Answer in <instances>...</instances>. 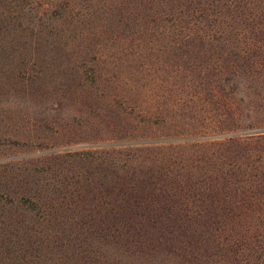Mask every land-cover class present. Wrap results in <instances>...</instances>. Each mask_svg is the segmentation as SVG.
Segmentation results:
<instances>
[{
	"label": "rangeland",
	"instance_id": "1",
	"mask_svg": "<svg viewBox=\"0 0 264 264\" xmlns=\"http://www.w3.org/2000/svg\"><path fill=\"white\" fill-rule=\"evenodd\" d=\"M233 103L264 121V0H0V264H264V138L163 148L150 228L106 224V164L57 156L252 132L219 130Z\"/></svg>",
	"mask_w": 264,
	"mask_h": 264
},
{
	"label": "trees",
	"instance_id": "2",
	"mask_svg": "<svg viewBox=\"0 0 264 264\" xmlns=\"http://www.w3.org/2000/svg\"><path fill=\"white\" fill-rule=\"evenodd\" d=\"M227 105H229V108H231V122L228 125L221 126L219 130H229L243 127L245 130L248 129V131L252 132L246 133L245 135L232 132L222 139H216L210 136L200 140H197L194 137H183L181 139L185 140L183 141L184 143L174 144L169 142L158 143L157 140H152L149 146H133V149L130 148L124 150L112 148L111 153H108V149L95 147L91 149L74 150L69 152L67 151L57 154V156H67L69 159L92 164H106V167H103V177L99 182L100 185L106 186L103 187L102 190V194L107 196V198L104 200V208H106L107 214H110L109 218L106 217V224L117 223L119 224L117 226L121 227H154L157 226L156 224L158 222L157 211L162 212L169 208V197L165 196V192L162 193L159 191H154L152 179H139L140 182H138L137 178L145 176L147 172H149L147 179L150 176L159 178L165 177L167 174H169L170 163L175 162V160H173L171 157L172 155L170 154L171 151L169 148L179 147L180 145H191L197 148H205L209 154H220V149H226L227 147L231 150L239 147L241 144L248 146L251 143L253 144L255 142L262 141V138H264V121L255 120L256 122L239 126L236 122L238 119V110L236 104L233 103ZM141 148H149L150 153L147 155H141ZM163 148H168L170 152L167 150L163 151ZM133 150H135V152H133ZM216 156L219 158L218 155ZM259 159H261V157H259ZM155 160L158 162H150ZM141 161H143L141 166L144 165V167L143 169H138L139 162ZM105 170H107V172H105ZM75 174L77 175V173ZM79 180V178H76L75 181L79 182ZM82 180H88L86 183L95 182L96 180L93 171L85 170V175L82 177ZM149 185H151V189L148 192L151 194H144L143 191L145 188L149 187ZM75 190H79V188L75 187ZM84 194L86 196L88 195L86 193ZM85 195L84 197L88 199ZM71 196L72 197L69 198L70 203H73L72 199H76L75 202L77 200L83 199V196H81V194H79L77 191ZM89 199L91 201L95 200L93 196H90ZM29 202H31V200H29ZM32 203L33 202H31V204ZM154 203H156V205Z\"/></svg>",
	"mask_w": 264,
	"mask_h": 264
}]
</instances>
